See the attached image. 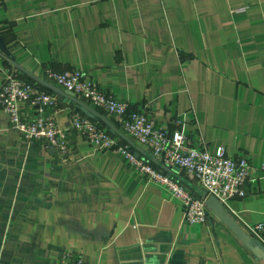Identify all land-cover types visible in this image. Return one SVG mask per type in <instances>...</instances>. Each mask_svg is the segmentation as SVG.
I'll list each match as a JSON object with an SVG mask.
<instances>
[{"label": "crops", "instance_id": "1", "mask_svg": "<svg viewBox=\"0 0 264 264\" xmlns=\"http://www.w3.org/2000/svg\"><path fill=\"white\" fill-rule=\"evenodd\" d=\"M0 38L15 63L64 94L47 68L81 71L163 128L186 115L197 149L246 156V197L225 209L242 229L264 222V0H0ZM8 69L0 56V88ZM50 92L69 161L27 143L0 108V264H61L67 247L89 264H264L211 212L184 233L182 206L124 155L72 131L70 114H85ZM160 169L204 196L183 170Z\"/></svg>", "mask_w": 264, "mask_h": 264}, {"label": "built area", "instance_id": "2", "mask_svg": "<svg viewBox=\"0 0 264 264\" xmlns=\"http://www.w3.org/2000/svg\"><path fill=\"white\" fill-rule=\"evenodd\" d=\"M244 9L237 10L242 12ZM48 80L64 91L73 93L104 114L114 118L126 137L146 154L154 157L166 169L183 170L195 179L206 197L191 193L165 171L155 167L144 158H136L128 144L120 142L107 129L79 113L70 114L71 130L99 151L112 150L124 155L129 166L147 183L163 187L169 199L183 208L182 231L189 234L194 227L206 222L210 213L206 199L215 197L227 206L232 199L246 197V185L251 181V163L246 156L233 155L224 148L210 153L197 149L184 133L186 115L174 119L171 128L157 125L138 108L106 93L96 83L87 82L81 71L57 72L46 69ZM57 97L40 85L13 74L8 69L0 88V108L8 117L11 127L18 130L29 144L44 141L53 147L61 161H69L73 151L67 130L58 123ZM264 247V222L244 229ZM61 264L86 263L75 248L67 247L61 253Z\"/></svg>", "mask_w": 264, "mask_h": 264}, {"label": "water", "instance_id": "3", "mask_svg": "<svg viewBox=\"0 0 264 264\" xmlns=\"http://www.w3.org/2000/svg\"><path fill=\"white\" fill-rule=\"evenodd\" d=\"M0 56L3 57L9 63L12 69V73L15 74L17 71L22 72L26 75L30 80L35 81L41 84L43 87L47 88L48 90L56 93L57 95H67V97L76 104L77 110L84 113L88 118L92 119L93 121L102 124L108 131L111 132L114 136H119L121 139L125 140L132 148L131 151L136 158H142L141 155H145L147 161L155 164L160 165L159 161L154 157L146 154L141 148H139L136 144L131 142L123 133L117 130L101 113H98L91 105H87L86 103L82 102L80 99L76 98L73 93L67 92L64 94L63 91L54 87L51 84L43 82L38 78L34 77L23 68H21L15 61L10 57V53L8 52L7 48L4 46L2 39L0 38ZM51 151L55 152L53 147L50 148ZM161 167V165H160ZM163 168V167H162ZM203 197H206L204 194ZM206 207L223 225H225L238 239V241L247 249L249 250L256 259L259 261L264 262V247L254 240L244 229L240 227V225L235 221V219L228 213L225 209V206L217 200L213 196H209L206 199Z\"/></svg>", "mask_w": 264, "mask_h": 264}, {"label": "trees", "instance_id": "4", "mask_svg": "<svg viewBox=\"0 0 264 264\" xmlns=\"http://www.w3.org/2000/svg\"><path fill=\"white\" fill-rule=\"evenodd\" d=\"M22 78H24V79H26L27 81H30V82H33V83H36V84H38V85H40L43 89H45L46 91H48V92H50V90H48L47 88H45V87H43L41 84H39V83H37V82H35V81H32V80H30L29 78H27L26 76L24 77V76H22ZM51 93V92H50ZM97 123V122H96ZM98 124V123H97ZM99 125V124H98ZM100 126V125H99ZM111 133V132H110ZM115 137H117V135L115 136ZM121 142L122 143H124V144H128L125 140H122L121 139ZM129 145V144H128ZM131 147V146H130ZM131 149H133L132 147H131ZM145 158H146V156H145ZM146 160H147V158H146ZM149 162V161H148ZM151 163V162H150ZM152 165H154L155 167H157V168H162V167H160V165H155V164H153V163H151Z\"/></svg>", "mask_w": 264, "mask_h": 264}]
</instances>
